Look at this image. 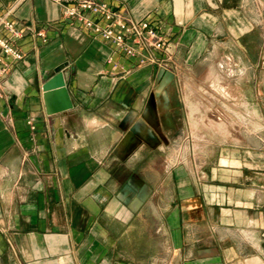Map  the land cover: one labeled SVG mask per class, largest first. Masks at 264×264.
<instances>
[{
    "label": "crops",
    "instance_id": "obj_1",
    "mask_svg": "<svg viewBox=\"0 0 264 264\" xmlns=\"http://www.w3.org/2000/svg\"><path fill=\"white\" fill-rule=\"evenodd\" d=\"M106 1L157 63L0 0L34 28L0 85V264H264V0Z\"/></svg>",
    "mask_w": 264,
    "mask_h": 264
},
{
    "label": "built area",
    "instance_id": "obj_2",
    "mask_svg": "<svg viewBox=\"0 0 264 264\" xmlns=\"http://www.w3.org/2000/svg\"><path fill=\"white\" fill-rule=\"evenodd\" d=\"M52 1L62 5L67 18L80 22L96 35L113 43L125 55L137 58L140 64L157 63L153 52L166 49L164 34L148 20H126L106 0ZM13 10L4 11L0 2V85L2 78L10 71L11 62L24 57L15 41L24 37L25 33L34 31L33 26H20L14 21L11 17ZM38 35L46 39L43 31H39Z\"/></svg>",
    "mask_w": 264,
    "mask_h": 264
},
{
    "label": "water",
    "instance_id": "obj_3",
    "mask_svg": "<svg viewBox=\"0 0 264 264\" xmlns=\"http://www.w3.org/2000/svg\"><path fill=\"white\" fill-rule=\"evenodd\" d=\"M44 90L48 95L60 96V101L62 100V104L60 106L61 110H66L72 107L63 71L58 70L56 74L44 85Z\"/></svg>",
    "mask_w": 264,
    "mask_h": 264
}]
</instances>
